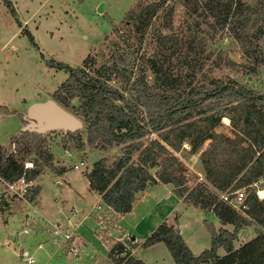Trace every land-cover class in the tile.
<instances>
[{
	"label": "rangeland",
	"instance_id": "374dc122",
	"mask_svg": "<svg viewBox=\"0 0 264 264\" xmlns=\"http://www.w3.org/2000/svg\"><path fill=\"white\" fill-rule=\"evenodd\" d=\"M238 1L245 8L246 46L254 52L249 58L226 29L214 31L209 28L210 19L204 18L199 10L196 14L187 15L183 0H10L15 10L14 16L0 0V156L11 154L21 162L30 163L29 168L38 169L39 174L33 178L32 186L40 185L39 205L43 212L50 213L43 207L50 210L48 202H54L63 195L56 185L57 180L60 184L75 180L82 183L83 174L90 171L95 161L104 158L106 164H110L122 153L121 146L100 141L88 144L85 123L71 108L78 104L75 97L65 108L80 118L81 128L73 132L49 130L40 134L26 131L23 139L11 141L10 138L21 128L22 119L18 115L7 114V111L24 113L31 103L46 99L57 102L53 93L67 73L50 66L49 61L81 68L84 73L93 76L101 65L110 64L109 56L118 62V66L122 65L119 59L123 58L124 67L131 70V80L134 74L142 72L147 82H151L153 77L147 59L156 56L165 71L178 77L180 86L189 82L231 79L264 93V66L255 65L254 61L255 57L264 54V36L253 33L262 22L264 0ZM148 4H155L149 14L142 13L136 21L127 19L128 10L137 12ZM173 32L178 35L174 45L167 43L163 47L157 46L158 36ZM27 33L32 36V41ZM251 66L255 67V72ZM108 84L122 90L113 74ZM197 118L194 116L189 121ZM222 118L213 131L230 136L228 119ZM156 140L160 141L156 132L140 138L138 142L142 146L131 153V158L136 159L143 146ZM208 143L209 140H205L195 152L190 151L187 142H182L176 151L165 146L168 153L157 155L155 161L150 163L148 170L156 179L158 173L171 162L176 170L171 173L181 184L174 187L171 183L164 185L156 181L147 184L143 192L135 195V201L142 195L152 201L148 208L149 217L138 229L128 224L124 232L122 225L118 227L120 225L117 226L116 219L104 210L99 213L100 226L96 224L95 213L99 210L86 214L79 234L76 236V231L72 237L78 250L76 257L65 253L66 248L60 243H51L49 234L41 236L43 222L25 203L34 191L27 188L25 194L18 197L6 191L0 179V264H27L18 257L19 249L26 250L33 257L31 264H113L103 256L101 243L108 250L117 241L123 243L130 256L134 249L133 256L144 264H173L163 243L141 244L150 233L147 230L152 231L160 223L179 229L181 238L193 254L208 249L210 227L215 233L221 226L218 227L210 209L193 206L187 201V195L197 187L212 189L205 183L200 158ZM25 150L29 153L26 154ZM43 150L51 154V167L35 155ZM73 164L79 165L78 168L72 167ZM62 171L63 174L56 175ZM259 186L264 187V180H258L256 186H249V190L253 192ZM257 194L254 193L256 197ZM94 201L89 198L87 203ZM94 204L100 206L98 202ZM228 228L226 230L233 231L232 226ZM252 231L254 225L240 229L232 245L238 247ZM21 232L25 233L23 240L20 239ZM92 235L99 236V239L90 242L88 239ZM131 236L138 241L134 248L131 247L134 242ZM38 243L43 245L41 249L37 248ZM56 248L58 252L52 254ZM217 253L222 255L223 249L218 248Z\"/></svg>",
	"mask_w": 264,
	"mask_h": 264
},
{
	"label": "trees",
	"instance_id": "16d2710c",
	"mask_svg": "<svg viewBox=\"0 0 264 264\" xmlns=\"http://www.w3.org/2000/svg\"><path fill=\"white\" fill-rule=\"evenodd\" d=\"M1 2L14 16L10 0ZM154 6L148 4L137 12L130 9L127 19L136 21L142 13L149 14ZM183 7L190 16L199 10L204 18L210 19L209 28L214 31L226 29L238 41L246 58L253 55L246 46L245 8L238 0H183ZM261 19L253 33L264 36V16ZM27 36L32 41L29 33ZM177 41L178 35L173 32L158 36L157 46L174 45ZM109 59L110 64L101 65L93 76L81 68L49 61L50 66L67 73L53 96L63 107H69L71 99L77 98L78 104L71 108L85 123L88 144L100 141L122 149L110 164H106L104 158L92 164L85 174L90 189L96 191L103 204L114 212L127 213L136 200L135 195L142 192L148 182L171 183L174 187L181 184L171 173L176 171L171 162L156 179L148 170L157 155L168 153L165 146L176 151L182 142H187L190 151L195 152L209 140L200 158L204 178L212 189L197 187L187 195V201L193 206L210 209L221 225H232L233 231L220 227L214 233L210 227V246L196 255L184 243L178 230L165 223L158 224L141 244L163 243L173 264H264V197L257 198L255 190H249L253 183L264 180V93L231 79L189 82L180 86L178 77L165 71L156 56L147 59L153 77L151 82H147L142 72L134 74L131 80V70L123 65L125 59H119L121 66L111 56ZM254 61L255 65L264 66V54L255 57ZM251 70L256 71L254 66ZM111 74L119 80L122 90L108 84ZM8 113L22 116V112ZM194 116L198 118L189 121ZM222 117L228 119L230 136L213 131ZM26 131L18 129L11 141L23 139ZM152 132L158 133L160 141L143 146L133 160L131 153L142 146L138 142L140 138ZM35 155L51 167V154L47 150ZM21 161L11 154L1 155L0 179L10 181L23 174L27 180H32L39 174L38 169L24 168L26 161ZM240 188L246 191V208L238 212L235 206L221 200L220 195ZM32 191L28 199L36 194L35 188ZM249 225H254L253 236L235 248L232 240L238 230ZM131 245L132 248L136 246L134 242ZM218 247L224 252L220 256L216 254ZM106 256L114 264H143L132 258L120 241L108 249Z\"/></svg>",
	"mask_w": 264,
	"mask_h": 264
},
{
	"label": "crops",
	"instance_id": "0c3cea01",
	"mask_svg": "<svg viewBox=\"0 0 264 264\" xmlns=\"http://www.w3.org/2000/svg\"><path fill=\"white\" fill-rule=\"evenodd\" d=\"M8 112L9 111H7V114H9ZM22 114H23V112H22ZM21 126H22V123H21ZM0 145H2V144H0ZM82 164H83V162H82ZM78 166L79 165H77V167L75 169H77ZM63 172L64 171H62L56 175L63 174ZM203 175H204V171H203ZM32 180H31V185L29 188L30 189L35 188L36 194L33 196L32 199H28L27 201H25V203L31 207L34 214L36 213L38 215V217L43 222V226H42L43 228L41 231V236L43 235L46 237L48 234L51 235V230H52L53 225L59 226L61 228L60 230H63V231H65V230L66 231L74 230V232L77 231V234H76V236H77L79 234L80 227L83 225V220L87 218L86 214L89 215V213H92V211H96V210H99L98 212H95L97 214L96 224H98L100 226V222L98 221V219H100L99 213L102 210H104L106 214H108L109 216L112 215L114 217V219H116L117 226L120 225L118 227H121V225H122L121 228L122 229L124 228V232L126 231V229H127L126 226H128V224H131V226L134 227V229H138L137 227H139L141 224H144L146 222V219H148L149 214H150V211H148V208L150 207L149 205L151 204L152 201L150 199H148L147 197H144L143 195L140 197L139 200L135 201L132 204L129 212L124 213V214H119V213L114 212L111 208H109L103 204V202L100 198V195L96 191L90 189L89 184H88V180L86 179L85 174H83V182L82 183H81V181L75 180L76 182H73V183H68V181H64V183L61 182L62 184H60V182L57 180L56 185L61 188L63 195L59 196L58 199H55L54 202H48V203H50L49 205H50L51 211L48 210L46 207H43L45 211L50 212V213H45V212H43V210H41V204L39 205V203L41 201V198L39 196V192H40L39 181L37 182L39 186H32V182H33ZM204 180H205V178H204ZM205 183L207 185H209L206 182V180H205ZM256 183H253L252 185L256 186ZM164 185H167V184H164ZM254 190L256 192L258 191V194H257L258 198L264 197V187L263 186H259ZM89 198H93L95 200L94 202L100 203V206L98 204H94V202L91 204H88L87 200ZM44 204L45 203H43V205ZM216 220L219 224L218 227L221 226L224 229H229L228 227L232 226L229 224L221 225L217 218H216ZM153 226H155V225H153ZM246 227H248V226H246ZM150 230L151 229H148L147 232L151 233L154 229L152 231H150ZM178 231H179V229H178ZM125 234L127 235V233H125ZM252 236H253V231L250 233V235L247 237V239L245 241L250 239ZM131 238L134 241V243L135 242L138 243V241H135V239H136L135 236H131ZM93 239H99V236L92 235L88 240L93 243ZM82 241H84V240H82ZM73 244H74V242H73ZM101 245L104 249V252H103L104 255L103 254L102 255L109 262L112 263V261H110L106 256L107 251H108L106 249V246L103 243H101ZM74 246H75V244H74ZM86 246L87 245H85V247ZM41 247H43V245L41 243H38L37 248L41 249ZM90 247H92V246H90ZM59 248H61V247H59ZM65 248H66L65 253H69L70 256L76 257V256L72 255V253L67 249L66 246H65ZM75 248H76V246H75ZM218 248H221V247H218ZM218 248L216 250H218ZM205 249H207V248H205ZM76 250H77V248H76ZM133 250L134 249L131 250V256H133ZM57 252H58V248L54 249L52 251V254L57 253ZM77 252H78V250H77ZM45 254L47 256H49L48 253L45 252ZM217 255L220 256L221 254L217 253ZM134 259H137V258L134 257ZM171 263H173L172 259H171ZM209 263L210 262L198 263V264H209Z\"/></svg>",
	"mask_w": 264,
	"mask_h": 264
},
{
	"label": "water",
	"instance_id": "95a60500",
	"mask_svg": "<svg viewBox=\"0 0 264 264\" xmlns=\"http://www.w3.org/2000/svg\"><path fill=\"white\" fill-rule=\"evenodd\" d=\"M97 9L100 10V6ZM21 119L24 121L21 129L37 134L49 130L73 132L82 126V121L77 115L52 99L29 104ZM24 236L25 233L21 232L20 239Z\"/></svg>",
	"mask_w": 264,
	"mask_h": 264
},
{
	"label": "built area",
	"instance_id": "2783aa9c",
	"mask_svg": "<svg viewBox=\"0 0 264 264\" xmlns=\"http://www.w3.org/2000/svg\"><path fill=\"white\" fill-rule=\"evenodd\" d=\"M79 164H82V162H80ZM23 167L29 168L31 167V164L25 162ZM72 167L76 168L77 164H73ZM2 182L4 184L6 191L14 193L18 197H22L25 194L27 188H29L31 185V180H27L23 174L19 175L13 180L2 181ZM256 193H258V191ZM230 195H233L234 197H230ZM245 198H246V191L244 190V188L237 189L230 193L221 194L222 200L226 201L229 204H232L238 210H243L246 208ZM60 229L61 228L57 225L52 226L51 235H50L51 243L53 244L60 243L62 246H66L67 249L72 253V255L77 256L78 252L73 244V239H72V237L74 236L73 234L74 230L63 231ZM114 252L119 253L118 250H114ZM18 257L27 264H31L34 262L33 257L29 255L26 250L23 249H19Z\"/></svg>",
	"mask_w": 264,
	"mask_h": 264
},
{
	"label": "flooded vegetation",
	"instance_id": "af4514ba",
	"mask_svg": "<svg viewBox=\"0 0 264 264\" xmlns=\"http://www.w3.org/2000/svg\"><path fill=\"white\" fill-rule=\"evenodd\" d=\"M23 123V122H22ZM24 124V123H23Z\"/></svg>",
	"mask_w": 264,
	"mask_h": 264
}]
</instances>
